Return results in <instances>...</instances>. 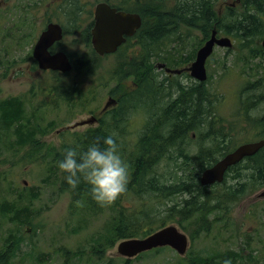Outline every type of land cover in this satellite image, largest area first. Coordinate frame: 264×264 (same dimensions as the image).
Wrapping results in <instances>:
<instances>
[{
  "label": "rangeland",
  "instance_id": "1",
  "mask_svg": "<svg viewBox=\"0 0 264 264\" xmlns=\"http://www.w3.org/2000/svg\"><path fill=\"white\" fill-rule=\"evenodd\" d=\"M63 1L0 0V98L21 95L24 100L26 115L31 118L35 128H41L44 133L40 134L35 131L37 144H39L37 149H34L35 145L26 144L19 150H14L9 142L14 137L6 131L0 130V197L5 198L7 203H12L15 208L23 210L20 219L10 220L14 216V212L6 213L0 217V255L2 256L0 257L5 259L7 264H188L190 259L200 256L207 259L204 264H229V256H226L225 259H220V257L230 255L234 259V264H261L262 256H264V196H258V194L264 190V186L245 191L237 199L231 201L227 217H225L230 218L231 227L223 228L221 222H213L210 233L204 236L200 235L193 242H190L187 249L188 253L184 255H179L171 247L165 246L140 253L126 261L124 257L116 253L118 239L111 247L101 249V245H98L103 250V254L98 258L90 257L92 255L90 250L94 252V248L89 249L91 237H97L99 234L106 235L109 224L113 223L111 217L115 211L112 208V203L99 205L96 213L89 212L87 207L82 206L71 208V212H69V194L66 191L60 192L58 182L52 180L54 175H59V171L56 167L51 170L47 151L51 147L59 148L63 140L68 141V136L72 131H84L89 125H77L66 129L62 127L72 125L76 121L86 119L92 113L98 112L108 95L117 97L119 100L122 99L134 87L132 84L134 79L132 76H122L118 81L111 78V68L118 66L120 56L107 54L101 59L95 60L96 57L88 48L87 42L83 40L82 33L80 35V33L71 32L73 26L64 17L65 4L62 8L58 6V3ZM232 1L221 0L214 6L218 12V17L226 13L225 7ZM93 2L94 0H83L84 23L87 21L86 16L89 15L87 14L89 11L87 7ZM234 7L237 12L242 9L240 3ZM29 19H31V30L37 28L35 36L46 21L62 22L66 33L61 39L60 46L64 47L70 58L72 60L84 59L86 56L93 59L89 60L90 62L94 61L92 70L79 73L80 75H74L72 71L65 78L61 77L60 79V82L69 85L75 84L74 90L76 91H73V95H71L72 100H75L74 104L69 105L65 101L59 100L56 104L57 107L44 104L39 110L32 111L37 103L42 105L45 96L36 94L34 97L25 98V92L31 82L35 81L37 84L41 82L49 84L51 82L48 72L30 71L26 68V65L28 66L26 54L27 52L31 54L35 37L30 35L27 38H19L17 43L7 45L10 39L5 34L4 28L10 27L15 22L18 24L22 20ZM26 30L29 31L28 28ZM181 33L187 38L184 39L182 45L175 44L174 50H170L176 61L173 65L170 62V67L178 68L188 65L196 48L204 41L202 40L197 45L199 40L196 36L201 35V32L196 27L187 29V27L181 26ZM130 52L124 51L123 53ZM180 57L182 58L179 61ZM4 59L5 61H13V67L9 66L6 70L5 64H3ZM152 60L150 64L153 69L148 72L164 80L165 85L170 86L169 89L172 87L174 92L170 98L171 102L173 105L179 104L185 91L194 88L191 83L193 78L189 79L186 74L170 73L164 68H157L155 63L158 60ZM183 60L185 61L181 62ZM163 63L165 64V61ZM205 69L207 78L199 84V101L201 103H198L195 108L194 117L198 113L208 111L209 118L199 128L196 126L197 121L193 120V124H195L193 127L200 129V133L189 130L185 139L181 138L182 145L180 142L178 148L165 152L158 157L155 156L156 158L154 157L155 159L150 161L153 162V168L149 175H165L170 180L174 175H184L186 178L198 175L200 173L198 165L200 160L197 158V146L201 148L208 143L211 151L216 150L214 144H211L207 127L209 125L214 127L215 124L220 125V121L229 122L236 114L239 115V119H236L233 126L235 135L232 137L236 139L239 137L238 139L242 141L254 137L259 138V133L262 130L256 132V115L264 113V48L261 46V38L258 41L250 42L248 45L234 44L230 48L215 47L206 59ZM119 80L122 82L119 83ZM248 81H256V84L261 85L262 90L245 92L244 85ZM184 87L186 90L180 94L179 89L182 90L181 88ZM257 92L263 93L261 97L258 94L261 99L250 103L248 96ZM144 110L140 109L135 113V109L127 113V115H131L128 125L125 127L128 138H130L128 141L130 144L143 131L141 124H143L142 114L145 112ZM31 111L32 115L30 114ZM108 114L109 112L103 113L101 117L107 121ZM212 114L216 116L214 117L216 121H213ZM218 116L222 120L219 121ZM247 119L249 122L246 124ZM243 125L246 129L242 128ZM219 127L212 128V131L215 132L214 129H216L219 135L221 133ZM226 127L232 130L230 126ZM253 129L256 134H254ZM192 132H195L193 137ZM201 134H205L207 138L204 139V144L199 143ZM183 146L185 148H182ZM176 149L179 153H184L189 160L186 161L179 157L175 159L178 154ZM219 154L218 150L215 151V155L218 156ZM143 155H146L145 150ZM147 155L151 156V153ZM121 157L128 165L127 157ZM130 170L131 167L129 168L128 165V176L131 175ZM49 175L52 176V179ZM169 179L167 182L170 181ZM143 197L147 198L148 196L135 197L125 191L115 203L118 202L120 206H134ZM181 197L176 196L172 200H166V204H161L162 206L160 205L158 210H154L153 218L161 219L164 217L165 205L169 206L175 201L180 202ZM129 202L131 203L129 204ZM143 207L147 208L145 204ZM219 213L221 215L218 210L208 213L206 220L212 221L211 219ZM23 217L29 220L28 223L23 220ZM135 217L137 220L133 226L141 230L143 226L140 223L144 222L143 213L137 214ZM176 218H178L177 215L173 216L172 219ZM158 222L159 220H156L154 225L161 224ZM167 224H169L168 221ZM181 230L188 236L186 230ZM245 233L252 237L249 249L243 242ZM14 238L17 240L16 242L13 240ZM78 250L82 251L77 252ZM223 260L226 261L223 262ZM0 264L3 263L0 262Z\"/></svg>",
  "mask_w": 264,
  "mask_h": 264
},
{
  "label": "trees",
  "instance_id": "2",
  "mask_svg": "<svg viewBox=\"0 0 264 264\" xmlns=\"http://www.w3.org/2000/svg\"><path fill=\"white\" fill-rule=\"evenodd\" d=\"M220 1L135 0V3H133L128 0H120L111 2V5H116L118 8L138 13L141 18L139 28L132 36L126 38V43L138 46L139 49L126 54L121 49H118L116 55H119L121 59L118 66L111 68L110 75L111 78L117 81L122 76H132L134 79L132 81L134 87L109 111L107 121L103 117H100L98 125L89 126L80 132L72 131L68 136V141H61L59 148H49L47 152L50 160L48 161L51 164V170L53 167L58 169L57 161L63 159V153L67 148L71 147L77 151H83L95 142L97 138H100L101 146L103 147V138L115 133L119 145V153L121 156L127 157L129 168L131 167V175L128 176L126 191L135 197L141 196L142 198V195H147L148 197H143L134 206H120L118 202L112 203V208L115 211L111 217L113 223L109 224L106 235L102 236V234H99L97 237L90 238L91 245L89 249L94 248V252L90 250V253H92L90 257L98 258V256L103 254L102 248L111 247L118 239L133 236L143 237L166 225L167 221L169 223H175L180 229L186 230L190 242H193L200 235L204 236L209 234L211 225L215 221L221 222L223 228H229L231 227L230 218L225 217H227L226 215L231 201L237 199L245 191L264 186V146L253 155L245 156L234 165L229 166L224 173L222 181L215 182L211 185L200 184L198 179L199 174L187 178L184 175H181L182 177L174 175V177H171V180L165 175H149V172L153 168V162H150L152 159L174 148H178L180 142L181 144L183 143L181 140L185 139L189 130H195L200 133V129L193 127V120L197 121L196 126L199 128L207 121L210 115L208 111H204L194 117L195 108L198 106V103H201L199 101L200 82L195 80L191 82L194 88L185 91V94L181 96L180 103L173 105L170 99L174 92L172 87L169 89L170 86L165 85L164 80L148 72L153 69L150 64L153 61L152 59L165 61L167 66H171L169 65L170 62H172V65L176 63L173 58V53L170 50H174L175 44L182 45L184 39L187 38L186 35H182L181 26L183 28L187 27V29L196 27L200 30L201 35L196 36L199 40L197 45L209 37L213 28L219 33L229 35L234 40V44L241 45H248L255 40L258 41L264 35V0H240L239 3L242 5L240 11L237 12L234 10L235 7L228 5L225 7L226 13L218 17V12L214 6ZM58 6L62 8L63 2H59ZM86 18L87 21L84 25V35L82 37L84 41L88 42L89 28L91 27L92 20L90 19V15H87ZM30 20H22L18 24L15 22L10 27L7 26L4 28L5 34L10 39L7 45L17 43L19 38H27L30 35L35 37L37 28L35 27L34 30H31ZM27 28L29 29L28 32L26 30ZM64 30L66 32V29ZM259 49L262 50L260 47ZM91 52L94 56H97L94 51ZM181 58H179V61ZM26 60L28 63L26 68L28 70H37L36 62L32 59L30 52H27ZM89 60L93 59L86 56L84 59H76L71 72L73 71L74 75H80L92 70L94 65ZM80 61L83 63H80ZM3 64H5L4 67L7 70L9 66L13 67L14 63L13 61H5L4 59ZM46 72L51 77L49 84L47 82L37 84L33 81L25 92V98L34 97L36 94L45 96L42 105L37 103L32 111L39 110L44 104L57 107L56 104L59 100H63L69 105L74 104L75 100H72L71 95H73V91H76L74 90L76 88L75 84L69 85L60 82L61 77L65 78L71 72L61 73L50 70ZM120 82L122 80H119ZM181 89H179V93L183 94L186 87ZM244 89L245 92H250L262 90V87L260 84H256V81H248L244 85ZM258 94L260 97L263 95V93L257 92L254 95L248 96L249 102L253 103L255 100L261 99L258 97ZM135 109V113L140 109H145L144 111L147 113L144 112L142 114L143 124H141V129L143 131L130 144L128 142L130 138H128L125 127L128 125L129 117L131 116L127 115V113ZM32 111L30 113L31 115L33 114ZM214 117L216 116L212 114V119ZM217 119L219 121L222 120L220 116ZM236 119H239V115L237 114L229 122L220 121V125L215 124L214 127L212 125L207 127L209 138L212 142L211 144H214L216 150L211 151L208 143L206 146L199 147L197 158L200 160L198 163L200 172L212 164L211 159L216 160L238 144L264 138V113L256 115V132L262 130L259 133V138L254 137L243 141L238 139L239 137L237 139L233 138L232 136L235 135L233 126L236 123ZM248 119L246 120V124L249 122ZM213 121H216V119L214 118ZM218 126H220L219 131L221 132L219 135L216 129H214L215 132L212 131V128ZM226 126H230L232 130ZM242 128L246 129L245 125ZM0 130L6 131L10 136L12 135L14 137L9 141L14 150H19L26 144L31 146L35 145L34 149H37L39 144H37L38 140H36L35 131L44 134L41 128H35L31 118L26 115L24 100L21 95L0 98ZM253 131L256 134L254 129ZM201 135L199 143L202 142L204 144V139L207 138L205 134ZM144 150L146 151L145 156L143 155ZM217 150L220 153L218 156L215 155V151ZM149 153H151V156L147 155ZM178 157L186 161L189 160L187 156L181 153H178L175 159H178ZM51 174L53 175V173ZM63 176L64 174L60 171L59 175H54L53 179L49 175L53 181L58 182L60 192L66 191L69 194L70 205L68 211L71 212V208L76 206H82L87 207L89 212L96 213L100 204L91 198L90 186L81 180L77 188L73 189L66 183ZM168 179L170 180L169 182H167ZM176 196H182L179 199L181 201H175V203L169 206L165 205L164 217L154 219L153 216L155 214L152 216L154 210H158L161 204L164 205L167 203L166 200H172ZM155 203L157 204L156 206ZM143 204L147 208H144ZM216 210L221 212V215L219 213V215H215L216 217L211 219L212 221H207V214ZM9 212H14V216L10 220L22 218V209L15 208L12 203L9 204L5 201V198L0 197V217ZM140 213H143L144 219V222L140 223L144 227L141 230L133 226L137 220L135 215ZM129 215L130 217H128ZM176 215L178 218L173 220V216ZM23 220L27 221L26 223L29 221L25 217H23ZM156 220H159L158 223L161 224L154 225ZM13 240L15 242L17 241L15 238ZM243 242L249 249L252 243L251 235L245 233ZM98 245H101V249ZM243 247L245 248V246ZM79 251L82 250H78L77 252ZM226 256H229V264H234V259L230 255H222L220 259H225ZM1 257L0 262L7 264L6 260ZM206 261V258L199 256L190 259L188 264H204ZM261 264H264V256H262Z\"/></svg>",
  "mask_w": 264,
  "mask_h": 264
},
{
  "label": "water",
  "instance_id": "3",
  "mask_svg": "<svg viewBox=\"0 0 264 264\" xmlns=\"http://www.w3.org/2000/svg\"><path fill=\"white\" fill-rule=\"evenodd\" d=\"M141 19L137 13L116 10L104 2L97 3L94 9L93 25L91 27V44L94 51L100 55L113 52L124 40L125 36L132 35L140 26ZM216 30L212 29L208 39L196 50L193 61L186 68L190 75L198 81L206 79L205 60L213 50L214 45L230 47L232 42L228 36L216 37ZM62 38V28L59 23L49 21L38 34L32 47V56L40 69L69 71L71 63L68 56L62 50L49 52V46ZM261 46L264 48V36L261 39ZM162 67L163 63H157ZM169 72H179L180 69L166 68ZM114 104V99L109 97L102 108ZM94 116L76 121L71 127L91 123ZM65 126L64 128H67ZM264 145V139L244 142L237 145L231 151L225 153L210 166L204 168L199 175V182L202 185H211L222 181L224 173L229 166L234 165L245 156L253 155ZM258 196H264V190ZM168 246L174 249L179 255H183L188 246L187 235L175 224L164 225L144 237H133L120 240L116 245V252L119 255L133 257L138 253L156 247Z\"/></svg>",
  "mask_w": 264,
  "mask_h": 264
},
{
  "label": "clouds",
  "instance_id": "4",
  "mask_svg": "<svg viewBox=\"0 0 264 264\" xmlns=\"http://www.w3.org/2000/svg\"><path fill=\"white\" fill-rule=\"evenodd\" d=\"M97 138L86 150L67 148L57 167L63 179L73 189L81 180L90 186L91 198L100 205L115 202L126 190L128 165L119 153L116 134Z\"/></svg>",
  "mask_w": 264,
  "mask_h": 264
},
{
  "label": "flooded vegetation",
  "instance_id": "5",
  "mask_svg": "<svg viewBox=\"0 0 264 264\" xmlns=\"http://www.w3.org/2000/svg\"><path fill=\"white\" fill-rule=\"evenodd\" d=\"M118 0H94V2L93 3H91V5H89L88 7H87V9L89 10L87 13L90 15V19L92 20V24H91V27H92V25H93V16H94V9H95V6H96V4L97 3H100V2H104V3H106V4H108L110 7H114V8H116V10H123V11H125V12H133V11H129V10H127V9H122V8H118L116 5H111L112 3L111 2H117ZM120 1V0H119ZM128 1H130V2H133V3H135V0H128ZM239 3V0H233L230 4H229V6H232V7H234L235 5H237ZM65 4V9H64V17H65V19H66V21H68V22H70L71 23V26H73V28L71 29V32H76V33H80V35H81V33H82V36L84 35V33H83V31H84V25H85V23L83 22V20H84V5H83V0H64L63 1V5ZM228 6V5H227ZM63 7V6H62ZM133 13H135V12H133ZM69 14H71V15H69ZM49 21H54V22H57V23H59L60 24V26H61V28H62V31H63V33L65 34L66 32H65V28H64V24L62 23V22H60V21H56V20H48V21H46L45 22V24L43 25V27L42 28H40L39 29V31H38V34L40 33V31L45 27V25L47 24V22H49ZM91 27L89 28V40H88V42H87V46H88V48L91 50V51H94V49H93V47H92V44H91ZM38 34L36 35V37H35V39H34V41H33V44H32V47H33V45H34V42H35V40H36V38H37V36H38ZM63 34V35H64ZM133 35V34H132ZM132 35H130V36H132ZM130 36H125L124 35V40L116 47V49L113 51V52H111V53H107V54H114V55H116V52L118 51V49H121V51H133V50H138L139 49V47L138 46H133V45H129L128 43H126V38L127 37H130ZM83 38V37H82ZM84 39V38H83ZM61 45V39L60 40H58V41H55V42H53L50 46H49V48H48V50H49V52H51V53H53V52H56V51H60V50H62V51H64L65 52V49H64V47H62V46H60ZM97 54V53H96ZM107 54H102V55H99V54H97V56H95L96 58H95V60H97V59H101L102 57H104L105 55H107ZM31 55H32V50H31ZM32 59H34V57L32 56ZM35 60V59H34ZM70 61L72 62V64H74L75 62H76V59H74V60H72V58H70ZM83 61V60H82ZM82 61H80V63H83ZM35 62H36V60H35ZM91 64H93L94 65V61L93 62H91ZM36 65H37V62H36ZM186 66L187 65H185V66H183L184 67V69L181 71V72H179V73H177V74H186L187 76H189L190 77V75H189V72H188V70L186 69ZM183 67H181V68H183ZM161 68H164V66L163 67H161ZM36 71V70H35ZM37 71L38 72H40V71H49L48 69L47 70H42V69H39L38 68V65H37ZM50 71H52V70H50ZM58 72V71H57ZM190 79H191V77H190ZM191 81H194L193 79H191ZM108 96H111V95H108ZM107 96V97H108ZM115 101H114V104H113V106L115 107L118 103H119V101H121V100H119V98H117V97H113V96H111ZM103 107V106H102ZM114 107H111V108H101L98 112H95V113H92L90 116H94V118H95V120H93L91 123H89V126H92V124H94L93 126H96V125H98L99 124V119H100V117H101V115H99L101 112H103V113H107V112H109V111H111ZM146 112V111H145ZM147 113V112H146ZM89 116V117H90ZM192 135V137L193 136H195V133H192L191 134ZM183 144V143H182ZM181 144V145H182ZM199 147L200 146H197V150H196V152H198L199 151ZM182 148H185V146H183ZM177 150V152H178V149H176ZM179 153V152H178ZM181 154H184V153H181ZM197 155H198V153H197ZM180 156H182V155H180ZM218 159V158H217ZM216 159V160H217ZM216 160H213V159H211V162L212 163H214ZM138 255V254H137ZM1 256V255H0ZM125 258V260L126 261H129L130 260V258H126V257H124Z\"/></svg>",
  "mask_w": 264,
  "mask_h": 264
},
{
  "label": "bare ground",
  "instance_id": "6",
  "mask_svg": "<svg viewBox=\"0 0 264 264\" xmlns=\"http://www.w3.org/2000/svg\"><path fill=\"white\" fill-rule=\"evenodd\" d=\"M149 116V115H148ZM195 125V124H194ZM200 125V124H199ZM27 132V131H26Z\"/></svg>",
  "mask_w": 264,
  "mask_h": 264
}]
</instances>
